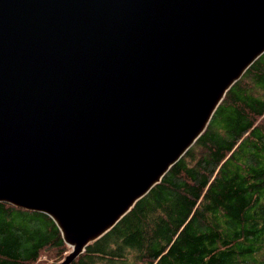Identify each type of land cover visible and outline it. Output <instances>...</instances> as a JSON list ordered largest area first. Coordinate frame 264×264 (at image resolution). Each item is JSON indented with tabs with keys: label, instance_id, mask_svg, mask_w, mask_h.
<instances>
[{
	"label": "water",
	"instance_id": "obj_1",
	"mask_svg": "<svg viewBox=\"0 0 264 264\" xmlns=\"http://www.w3.org/2000/svg\"><path fill=\"white\" fill-rule=\"evenodd\" d=\"M264 54V0H0V202L72 264L206 131Z\"/></svg>",
	"mask_w": 264,
	"mask_h": 264
},
{
	"label": "trees",
	"instance_id": "obj_2",
	"mask_svg": "<svg viewBox=\"0 0 264 264\" xmlns=\"http://www.w3.org/2000/svg\"><path fill=\"white\" fill-rule=\"evenodd\" d=\"M69 249L50 216L0 202V264H58ZM72 264H264V54L162 181Z\"/></svg>",
	"mask_w": 264,
	"mask_h": 264
},
{
	"label": "rangeland",
	"instance_id": "obj_3",
	"mask_svg": "<svg viewBox=\"0 0 264 264\" xmlns=\"http://www.w3.org/2000/svg\"><path fill=\"white\" fill-rule=\"evenodd\" d=\"M69 250H70V249H69ZM69 250H68V251H69ZM41 259H42V260H45V261H50L47 255L42 256ZM51 262H52V260H51Z\"/></svg>",
	"mask_w": 264,
	"mask_h": 264
}]
</instances>
